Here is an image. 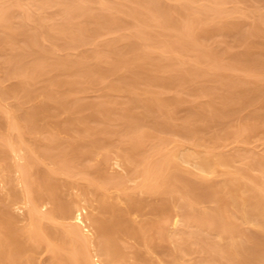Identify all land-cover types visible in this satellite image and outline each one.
Returning <instances> with one entry per match:
<instances>
[{
	"label": "bare ground",
	"instance_id": "1",
	"mask_svg": "<svg viewBox=\"0 0 264 264\" xmlns=\"http://www.w3.org/2000/svg\"><path fill=\"white\" fill-rule=\"evenodd\" d=\"M93 1L104 3L106 5L104 6L105 8H108V4L109 9L116 8L119 11L126 9V12L128 10V8L123 9L124 4L122 3L126 0H123L122 3H120V0L118 2L117 0H0V58L4 57L0 60V97L3 98L8 94H15L22 90L19 99L20 105L33 106L26 114L20 112L17 107L9 108L7 111L10 113V116L6 120L0 119V176L3 175L5 177L6 169L10 167V163L8 162L10 149L16 152L20 150L24 151L22 154L18 153L24 161L17 162V170H19L18 177L23 183V190L20 191L14 184H11L7 196L4 199L9 200L11 198L14 200L24 194L28 200V209L25 213V218L28 221L25 226L18 225L20 218L12 211L9 202L0 204V264H26L33 262V251L37 249V244H41L44 241L48 242L54 253L51 264H134L135 262L131 263L128 261L125 255L121 242V239L125 236H134L141 244L149 248L162 245L165 253L169 256L166 264H264V152L263 150L262 153L261 151H254V149V152L247 158L245 157L246 155L244 156L245 152L241 153L245 149L237 151V148V150L235 149L236 152H240L243 158L241 163L234 164V160L230 155H234L235 150L233 147H236L237 144H234V146L232 142H229L232 146L228 144L232 147L230 151L233 154L227 153L226 150L229 148H227V143L226 145L224 144V147L227 149L224 148L225 150H223L225 152H223L220 142L217 141L218 139L215 140L217 136H214L212 139L213 134L215 132L217 134V131H220L221 128L219 127V130L214 131L211 137L208 136L211 138L209 140L202 134L208 125H204L205 127H203L198 124V121L201 119V123L204 122L203 120L207 122L214 119L213 121L216 124L219 122H221L219 125L223 124V119L226 117L229 118L230 114L231 116L234 114L229 112L233 102L238 104L237 102L242 100V102L251 103L250 101L256 100L255 97L260 94L257 92L256 94L258 95L252 94L256 90V86H253L255 84L251 83L253 81L248 82L251 87L253 86V90L249 86V88H245L247 87L245 85L246 83L244 84L245 87L243 85L242 87L239 84L247 81L243 80V82L239 76L240 78H236L235 81L239 83L238 86L240 88L236 85L237 83L233 82L232 85L234 87L232 89L235 91L233 94L230 93L231 90L229 94L227 92H225L227 94L222 91L219 92L218 88L214 95L213 90H216L217 83L220 81L215 77L216 79H213V83L217 82L214 80H219L216 83L217 85H215L216 87L213 86V83L210 84L215 89L212 90L208 88V85H203L207 87L203 91L210 94L209 97L213 94L215 96L214 99L216 98L217 92V95H219L217 98H221V102H218L219 106L215 101L217 98L214 100L210 97L209 100L207 99V103L203 102V111L200 110L202 107L199 108L200 103V105H197L199 107H195L197 112H191L190 110L191 114L189 116L186 114L183 117L185 125L182 121L181 124L183 126L179 125L180 100H177L176 97L174 99L163 97L161 94H157L156 90H152L154 88L147 87L148 89L144 91L145 88L140 90L137 87L138 80H140L141 74L143 75V71H145H142V66L145 67H143L144 69L148 67H146L149 63H147V60H149L150 53H152L151 51H147V49H144V51L140 49H142L141 47L149 48L148 46L151 44V41L148 36L152 35L153 38L152 33L155 31L150 32L149 29H142V34L140 33L142 37L138 39L140 41L132 42L128 48L124 47L122 50L119 46L120 43L117 44L120 41V37L123 38L121 33L117 37L119 38L118 41L115 38L116 40L112 39V42L111 40H109L110 42L106 40V43H100L103 46L102 48L93 41L95 43L94 46L92 44L93 48L95 47L93 49L90 46L93 43L92 40H96L97 36H100L98 34L102 32L99 28L100 26H95L94 24L100 22L105 28L112 30V28L114 29V27L121 25L123 20H125L121 15L115 16L119 11L115 10V15H109L112 12L111 9L108 13L102 9L103 7L99 8V11L96 8L93 9V6L89 4V2L91 3ZM129 1L138 3L137 6H129L128 10L129 14H135L136 20L138 19L139 23L135 22L137 25L134 23L133 25H141L139 18L145 17L144 22L149 23L150 26L153 24L149 21L153 18L152 20L156 21L154 27L158 24V27L162 26L167 28L170 26L172 28L175 25L176 28H181L180 34L170 33L174 34V36L176 35L175 41L172 39L174 36L168 34L169 32L165 34V31L159 34V37L160 35H165V37H162V40L158 38L161 41L160 47L162 52H168L171 55L174 54V57L175 54H179V57L175 58L176 60L179 59V62L177 60L179 64L182 61L180 59L186 58V55L182 58L183 51L189 50L186 48L193 46H199L200 48V42L205 36L208 37L207 35L210 34L209 32L211 30L205 25L207 21L211 20V18L213 20L215 17H220L218 19H221L223 13L227 14L230 11H237V8H240L241 10H239L242 12L247 6V4L242 2L243 0H202L200 3L197 0H179L176 4H171L173 2H169L168 0ZM129 1L127 0L126 2ZM195 1L198 4H195ZM236 1L242 3L238 4V2L236 4ZM57 2L64 4V7L61 8L63 10L54 11L51 16H56L61 11L60 13L66 19L63 22L60 21V25L58 23L59 26H51L47 22V7ZM232 3L235 4L230 9L228 4ZM261 6L264 8L263 5ZM244 11L243 13H245ZM255 12L257 17L259 15L263 19L261 22L264 21V9L259 7L255 9ZM256 15H254V18H256ZM28 19H33L34 21L31 28L28 29L26 27L21 29L17 26L18 23L21 25L26 23L28 25ZM146 19H149V21ZM226 21L230 22V20L223 21V24L221 23L223 28L224 25L227 28L229 26V22ZM254 21L251 30H246L249 37L250 34H256L257 36L261 27L257 19ZM144 22H142V25L146 24ZM235 22L239 23L238 21ZM51 24L54 23L51 22ZM122 27L124 29L125 25L123 24ZM154 27H151V29L153 28L152 30H154ZM227 28L225 29L228 31L229 28ZM119 29L117 28V31ZM263 30L262 32L264 33ZM63 32L67 34L66 37L69 35V38L66 39L61 47L58 39L63 36ZM134 32L136 33L137 31ZM57 33L61 34L60 37ZM155 36L158 37L157 34ZM156 37L155 40L157 39ZM20 38L22 39L20 40ZM47 39L53 43V45L49 43V47L50 45L51 47L57 45V49L61 47L64 50L63 54L56 55L57 51H55V46L52 49L51 47L48 48V45L45 46L44 41ZM242 40L244 41V39ZM245 40L247 47L252 49L253 44L256 43L253 41L254 39L245 38ZM97 42L99 43V41ZM176 42L182 43V47L177 46L175 44ZM263 42L261 43L264 44ZM87 45L92 50L88 49L90 51H84L85 53L81 55L75 54V49L82 46L84 48ZM96 45L99 47L96 48ZM9 47L14 48L12 50V52L14 51L13 53L9 51ZM51 51L53 53L52 55H50ZM159 51L161 50L159 49ZM129 52H132L131 54L133 56ZM30 53H33V57ZM196 53V56L200 54L198 51ZM211 54L212 52L210 54L208 52V57H211ZM166 55L168 56V54H165L164 57ZM246 56H248L247 59L251 58L249 55ZM246 56H237L240 58L236 57L234 59V57L229 58L230 55L229 57L227 55L229 59L239 60V62H235L234 60L230 62L227 60L228 58L226 60L231 63L230 66L234 69L251 67V65L244 64L246 60L243 61L244 63L240 62V60H243L242 57ZM31 57L32 59H30ZM106 57L113 59L110 66H105L102 63V60ZM153 57L155 56L153 55ZM144 58L145 61L143 63H147L146 65L141 63L142 61H139V59L143 60ZM160 58L163 59L162 55ZM152 59L154 60V58ZM172 59H168L170 63ZM136 61L140 62L136 64L137 66L135 65L136 67L133 66L135 67L133 75L136 77L135 79L132 78L133 80L131 81L127 79V82V76L122 71V68L126 67L128 69ZM167 62L163 61V64ZM170 63H167L168 66ZM178 63L173 64L172 62L171 64L174 66ZM254 64L258 67L255 61L252 65L253 67ZM157 65L158 67L154 66V69L155 67L159 69L161 66L164 67V70L168 69L160 61ZM219 65L218 63H214V66L217 67L214 69H219ZM222 65L223 63H221V67ZM258 65H260L259 68L264 69L263 64L258 63ZM173 66L171 65L172 69ZM211 66L209 67L211 68ZM246 68L245 70H247ZM51 69L53 71L55 69L56 74L54 72L49 74L52 71ZM119 70H121V74H124L121 75ZM187 70L183 72V69L182 72L185 73L184 75L187 72H191L189 71L190 69ZM199 70L200 73H198ZM199 70H197V73L201 75V70L203 69ZM218 71L217 74L220 76ZM92 72H97L94 74L98 75L95 76ZM118 72L120 76L116 74ZM179 72L177 73L176 69L173 78H178L176 80L181 81L183 73L181 72V75H179ZM108 73L110 75L115 74L118 77V80H112V89H117L120 92L127 90L125 92L128 95L130 93L132 95L131 99H129L131 96H127L128 101L124 100L125 103H120L119 105H122V108L128 112H132L136 105L143 106L145 111L140 113L141 117H146L151 121L150 127L139 128V125L133 126L132 124L127 126L122 131L127 138H122L121 144L118 145L119 149L121 148V159L123 163L134 169L138 167L137 175H140L141 178H139L140 180L138 179L139 181L137 180L134 189L129 190V177L127 175L122 173L112 174L108 171L107 161L109 156L107 154L108 152H106L105 160L99 164L83 165V175L89 178L91 183L97 188L116 187L117 189H121L123 193L117 195L116 199L113 200L105 193L93 198L86 191H83V193L78 192L79 194L77 193L74 196L70 194L69 198L64 197L60 192L61 182L58 174L69 172L71 170L70 161L80 154L92 156L96 146L102 145L109 149L114 142L108 137L109 129L107 127L93 126L88 123L90 119H96L99 116V112L107 114L113 108L107 104V106L102 105L103 102L99 103V101L92 103L84 102L82 99L78 101V99L74 100L72 98L76 96L73 95L76 88L83 89L82 86L77 87V83L83 80L79 76L91 77L93 75L96 79L90 78L89 81L93 79V83L96 81L98 83L100 81L97 78L103 76L104 79V77L109 76ZM150 73L154 72L151 71ZM157 73L159 72L157 71ZM193 73L192 71L188 75L194 76ZM46 74L48 75V80L41 85L43 87L42 89H40L41 86L37 85L36 95L35 87L31 86L33 82L30 79L37 77L38 83L39 78ZM158 75L160 76V74ZM210 75L212 76V74ZM67 76L70 77L68 78ZM159 76L157 77V74L154 77L150 76V78L146 76L148 79L145 78V81H149L152 78V86L154 84L158 85L156 83L166 85L163 80L166 81L165 78L168 77L164 76L165 78L162 79ZM15 77L18 78V81ZM191 77L188 78L189 80H187V77L186 79L183 77L182 80L185 79L189 82ZM242 78L247 80L245 77ZM143 79L144 77H142ZM192 79L194 80V77ZM232 79L234 81V78ZM232 79L230 82H232ZM78 80L80 81L78 82ZM170 80H173L172 83H174L175 79L170 78ZM170 80L169 82L167 80L168 83L166 86L171 84ZM176 83L180 84V82ZM229 83L225 81L227 86ZM220 84L225 88L227 87L224 83ZM218 87L221 88V86ZM229 87H232L231 84L227 89ZM77 89L78 94L83 93V91L78 92L80 89ZM85 89L83 90L85 91ZM196 90L195 92H197ZM41 91H44V97L42 98L40 97ZM76 91L75 94H77ZM221 93L223 94L222 97L220 96ZM80 94L78 95L79 97L82 95ZM237 98L239 100L236 102ZM117 100L123 102V100L116 99L115 101L114 99L112 101H115V105L118 104ZM242 104L245 103L243 102ZM52 107L57 108L55 111L57 114H70V123L78 122L80 129H82L81 131L88 133L89 140L81 142L79 141L81 139H78L75 143L71 144L68 150L52 152L49 143L51 137L56 135V130L62 127L60 123L58 121H50L54 126L51 135L47 137H38L36 134L38 129L44 125L42 120H45L53 112L51 110ZM90 107L93 109V111L90 110L92 113L89 111L90 114L72 115L73 113L83 112ZM210 107H213V109L219 108L221 113L216 111L212 112V115H208L206 111L210 110ZM2 108L5 107L0 103V109ZM204 108H206V111H204ZM217 112L219 115L213 116V113L215 114ZM256 112L251 113L252 117L250 115H246L247 117L244 116L245 118L243 117V120L241 119L240 124L236 123L237 121L235 122L239 124V130H235V136L237 134L240 143L241 141H247L249 132L256 131L261 126V124L259 125L257 123V120H259L257 114H260V111L258 113ZM263 115L264 111L261 116ZM255 116L258 119H255ZM216 117L219 118V122L217 120L215 121ZM248 117L251 119L246 120ZM208 124L210 125V122ZM260 130H262L261 134H263V129ZM165 133H180L183 138L179 140L172 139ZM81 136L87 138L85 134ZM235 140L237 138H234ZM85 143H87L88 149H81ZM233 143H237V141ZM237 156L239 158L241 157L240 155ZM48 161L54 162L56 165L48 166ZM256 170H259V172ZM11 180L9 179V181ZM141 193L144 195H141ZM96 198L97 202L95 201ZM119 198H124L127 205L122 206ZM41 199H48L52 202V206L43 210L39 206ZM135 211L141 213L150 211L155 212L157 215L156 217H147L142 221H137L132 215ZM55 218H61L64 221L58 230L47 222ZM172 224L175 227H172ZM186 226L194 227V229L186 230ZM192 251H198L200 257L196 260L188 259L189 256H186ZM136 255L139 260L135 264H162L156 260H150L148 255L145 254V251L137 250ZM140 261L144 262L141 263Z\"/></svg>",
	"mask_w": 264,
	"mask_h": 264
},
{
	"label": "rangeland",
	"instance_id": "2",
	"mask_svg": "<svg viewBox=\"0 0 264 264\" xmlns=\"http://www.w3.org/2000/svg\"><path fill=\"white\" fill-rule=\"evenodd\" d=\"M118 1L119 0H117V2ZM122 1L123 0H120V3H122ZM126 1L122 3V4H124L123 5L124 6L123 9L128 8V10H129V6L130 7H133V6H137L138 5V3L135 2V1H131V2L129 0H128L129 2H126ZM168 1L169 2H173L171 4H176L177 2H179V0H168ZM197 1L200 3V1H202V0H197ZM197 1H195L194 3L195 4H198ZM238 2L239 1H236L235 3L237 4ZM242 2H244L248 6V8L246 6V8L242 10V12L240 11L241 10L240 8H239L240 10L237 8V11H235V10L234 11H230L227 14L226 13H223L224 15L223 14L221 15V19L223 18L222 20L221 19H218L220 17H218V18L215 17L217 19L214 18L212 20V18H211V20L207 21L205 25H207L206 27H208L211 30L209 32L210 34L207 35L208 37L205 36V38H204L205 41L203 39L200 42V44H201L200 45V48H199V46H197L198 48L196 46H193L194 48L193 47H190L191 49L190 48H186V49H189L191 51H189V50L188 51L187 50L186 51H183V56L182 55H180V56H182V58H183L186 55V58L185 59L183 58L184 61H183V59H180V61L182 60L181 61L182 63L180 62V64L178 63L179 62V59H177L178 62L175 59V58H178L179 57V54L178 55L175 54V57H174V54L171 55L168 52L167 53L162 52V49L160 47L161 41L158 40V38L162 40V37H165V35H163V36L160 35V37H159V34H161L160 32H163V31H165V34L167 32H169L168 34H170V33H175L176 35L177 34H180V32H181L180 29L181 28H178V27L176 28V26L174 25V26H172V28L169 26L170 28L169 27H167V28L165 27L166 28L165 29L162 26H159L158 27V24L155 25V27H154V24H155L156 21L152 20L153 18L150 19V21H149V19H146V20H148L149 22H151L153 24V25L150 26L149 23L147 24L146 22H144L145 21L144 20L145 17H144V18H139V21H141V25L139 24L140 25V29H139V25L136 26L137 24L135 23V22L139 23L138 22V19L136 20V15L135 14L133 15L132 13L129 14L128 13V10H127V12L125 11L126 9L119 11L116 8H112V9L110 8L112 12H111V14L109 13V15H115L116 14L115 10H116V11H119V12L115 16H117V15L120 16L121 15L125 19V20H123V23L121 25H119L117 27H114V29L112 28V30L111 29L109 30V29L105 28L104 25L102 23H100V22L99 23L97 22L98 24H94L93 23L95 26H97V25L100 26L99 28L102 30V32H100V34H98V35H100V36H97L98 40L96 38V40L94 39V40H92V42L95 41L97 45H100V43H106V40H107V42H110L109 40H111V42H112V39L116 40L115 38L119 37L120 36V33H121V35L123 36V38L122 37H120V39L117 38V41H118V39L120 40L117 44L120 43L119 46H120V48L122 50L124 47L128 48V46H130V44H132V42H138V41H140L138 39H140V37H142V35H140V33L142 34V32H141L142 29H146V30L149 29L150 32H154L155 31L154 33H152L153 34V38H152V35H149L148 36V37H150V41H151L150 43L152 45L150 44L148 46L149 48H143V47H141L143 50L140 49L141 51H144V49H147V51H149V52L151 51L152 53H150L151 55L148 58L150 61L147 60V63L149 62L148 64L145 63V62L143 63V61H145V58L143 60L142 59L141 60L139 59V61H142L141 63H143L144 65L147 64L146 67L148 66L149 69H147L148 67L146 69H144L145 67L142 66V71L145 70V71H143L145 74L144 73H143V75L141 74V76H140L141 78H140V80H138L137 87L140 88V90L141 89L143 90L145 88L144 91L146 89H148L147 87H149L151 89L154 88L152 90H156V93L157 94L158 93L161 94V96H163V97H168V99H174L176 97L177 100H180L181 103L179 104V107L180 108H179V120H178L180 123L179 122L178 123H179V125H182V126H183V124H181V123L182 122L184 123V120H183L184 118L183 117L186 114L189 116L191 114L190 113V110H191V112L192 111L193 112H197L196 108L199 107L197 105H200V103H201V105L199 107V108H201L203 102L207 103L206 101H208L210 99V97H211V99H214V97H215L214 96L215 95V91H217L218 88H219V92L222 91L224 93L227 92L229 94V91L231 90L230 93L233 94V92H235V91H233V89H232L234 87V85H232V83L233 82L237 83L236 84L237 86L239 84L237 81H235L236 78H240L241 77L240 79L242 81L243 80L244 81H247V82H244L243 81L244 83L243 84H239L240 86H242V85L244 86V84L246 83L245 85L247 87H245V86L244 87L245 88H249L250 87L252 90L254 89L253 86H256V90L252 93L254 95L256 94V92L258 94H260V95L256 94V95H258V96H256L257 98L254 96L256 100L250 101L251 103H249V102L247 103V102L243 101L245 104H242L243 102H242L241 99H243V98H241L240 99L241 101H239V102H237V101L239 100L240 97L237 98L236 99V102L238 104H235V102H233L232 103L233 105L231 104L232 106L229 109V112H232L234 114H232V116L230 114V117L229 118L228 117L225 118V116H224L225 119H223V121L225 122V124L222 121V123L224 125L223 124L219 125V123H221V122H219V120H218L219 118H217V117L215 118V121L217 120V122H219L217 124H216V122L213 121L214 119H212L210 121H207L208 123L210 122V125L207 122H205V120H203L204 121L203 123H201L202 122V119L198 121L199 122L198 124L199 125H202L203 127H205L206 125H208V126L205 127L204 132L202 134L204 135V137H207L209 140H211V138H209V137H211V135L213 134V132L219 130L218 129L219 127L221 128L220 131H217L218 132L217 134H216V132L213 134L212 139H213L214 136H217L215 138V140L218 139L217 141L220 142V144L222 146L221 147L222 151L225 152L224 151L225 150L224 148H226V147H224V144L226 145V143H227V145H228V144H230L229 142H232L233 146H234V144H237V146H238V144L240 143L239 137L237 136V134H236L237 137L235 136V133H236L235 130L236 129H237L236 131L239 130V124L241 122V119L244 116H246V115H248V116L250 115L252 117L251 113H253L254 111L255 112L257 111L256 113H258L260 111V114H257L259 116V120H257L258 121L257 123H259V125L261 124V126L256 131L255 130L254 131H251L252 133L249 132L248 138H247V141H249V142L245 141V142H247V143H245L244 141H241L242 145L240 143L238 147L236 145H235L236 147H233L234 150L235 149L237 150V148H238L237 151H239L241 149H245V151H243L241 153H244L245 152L244 153V156L246 155L245 157L248 158V156L251 155L254 151H259V152L261 151V153H262V150H263V152H264V136H263L264 133L261 134L262 133V130H260V129H263V132H264V115L261 116L263 114V111H264V69L263 68H259L260 65H258V63H260V64H263V66H264V59H263L264 58V55H263L264 54V50H263L264 44L261 43L264 40V33L262 32L263 27H264V21L261 22V20H263V19L259 15L257 17V15H256L257 12H255V9L256 8H259L260 7L261 9H264L261 6V5H263V7H264V0H247V1L243 0ZM242 2H239L238 4H241ZM120 3H118V5ZM235 3L228 4L230 6L229 8L231 9L232 8V5L234 6ZM89 4H91L93 6V9H95V8L98 9L97 11H99V8H102L103 7L102 9L105 10L107 13L110 12L109 5L108 4H107L108 8H105L104 6H106V5H104V3L100 2V1H97V2L96 1H93L91 3L89 2ZM128 4H130V5H128ZM253 4L255 5V7H254ZM63 5L64 4L57 2V3H54V4L49 5L47 7V12H46V17L48 19L47 22L51 26L52 25L53 26H55V25L56 26H59L60 23L63 22L64 19H66L65 16L60 13L61 11L56 16H51V15H53L52 13L54 11L57 12V10H63V9H61V8L64 7ZM120 6H121V4H120ZM102 9H100V10H102ZM244 10H246V11H244ZM105 11H103V12H105ZM243 11L245 13H243ZM254 15H256V18H254ZM146 18H148V17H146ZM255 19H257V22L259 21L258 23H259V25L261 27L259 26L260 27V30L258 31V33L259 32H261V33H259V34L257 33V36H256V34H250V37H249V35H247L246 30L247 29L251 30L252 24L255 22L254 21ZM225 20H230V22L229 21H226V22H229V24H228L229 26H230V24H232L233 26L231 25L230 28L228 26V28H229L228 29L224 25V28H223V25H222L223 23L222 22L225 21ZM235 21H238L239 23H237ZM27 22H28V25L26 23H25L26 25L25 24L24 25H21V24L18 23L17 26L19 28H21V29H24L26 27L29 29V28H31V25H33L34 21H33V19H28ZM51 22H53L54 24H51ZM142 22H144L146 24L142 25ZM58 23H59V25H58ZM133 23L136 24V25H133ZM29 24H30V26H29ZM123 24L125 25L124 29L122 27ZM236 25H238V26L236 28H233ZM151 27H154V30H152L153 28L151 29ZM160 27H161V29L162 28H164V29L161 30V29H159ZM117 28H120V29L117 31ZM225 28H227L228 31ZM222 29H224V30L223 31H220ZM157 30H160V31H157ZM249 30H248V34H249ZM134 31H137V32L135 33ZM57 34L60 37V35L62 34V32H61V34H59V33H57ZM130 34L133 35V37H131ZM156 34H157L158 37L155 36ZM66 35L67 34L65 32H63V36L58 39V42L61 44V47L63 46V43L66 41V39L69 38V35L67 37H66ZM129 35H130V37H128ZM170 35L174 36V34H170ZM242 35H244V36H242ZM260 35H262V36H260ZM175 36H174V38H172L174 41L176 39ZM252 36H254V37L252 38ZM155 37L157 38L156 40H155ZM241 37H243V38H241ZM22 38H20V40ZM130 38H131V40H129ZM135 38H136V40H135ZM151 38L154 39V40L152 41ZM245 38H247V39L250 38L251 40L254 39L253 41L256 42V43H254L252 41V43H254L253 46H252V49H249L247 47L246 42H245L246 41ZM242 39H244V41ZM97 41H99V43ZM176 41H178V40H176ZM242 41L245 44L241 43ZM44 42H45L44 45L46 44L45 46H47L49 43L51 45H53V43L51 42V40H48L47 39ZM121 42H123V43H121ZM202 42H203V44H202ZM179 43L180 42H178V43L176 42L175 44L177 46H181L182 47V45H181L182 43H180V44ZM92 44L94 46L95 43L93 42V43L90 44L91 48H93ZM51 45H50V47H51ZM97 45H96V48L99 47ZM153 45H154V47H153ZM197 45H199V44H197ZM260 45H261V47H260ZM54 46H55V51H57V53L55 52L56 55L63 54V51L64 50L61 47H58V49H57V45H54ZM54 46H52V47H54ZM47 47L50 48L49 45ZM52 47H51V49H52ZM102 47L103 46L100 45V48H102ZM91 48L88 45L87 46H84V48L82 46V47H78L77 49H75L74 52H75L76 55H81V54H83V53H85L87 51L92 50ZM8 49H9V51H11V53L14 52V51L12 52V50L14 48L12 49V48L9 47ZM59 49L60 50L62 49V50L60 51ZM88 49H90V50H88ZM159 49L161 51H159ZM199 49H201V50H199ZM182 50H185V49H182ZM196 51H198V53H200V54H198V56H196L197 55ZM208 52H209V54H210V52H212L211 57H208ZM131 53L132 52H129L130 55H132ZM52 54L53 53L51 51L50 55H52ZM165 54H168V56L166 55V57H164ZM30 55H32V57H33V53H30ZM153 55L155 57L158 56L159 57V60H158V57L155 58V57H153ZM161 55H162L163 59L166 58L169 63H170V61L168 59L174 58L176 60V62H175L174 59H172L171 61L173 62V64L178 63L179 66H178V64H176V65L173 66V64H171L172 62L168 66V64H167L168 62L165 61L166 59L163 60V59L160 58ZM227 55H228V57L230 55L229 58H231V57L233 58L234 57V59H236L237 56H240L241 57V56L249 55V56H251V58L247 59L248 56L242 57L243 60H240V62L244 63L243 61L246 60L244 64L249 65V66L251 65V67H247V68L244 67L242 69H240V68L239 69H234L232 66H230L231 63L227 62V60L230 61V62H232L234 59H232V60L229 59L227 57ZM35 56H36V54H35ZM151 56H152V58H154V60L151 58ZM32 57L30 59H32ZM198 57H199V59H198ZM240 57H237V58H240ZM3 58L1 57L0 60H2ZM206 58H207V60H205ZM6 59H8V58H6ZM155 59H156V61H155ZM200 59H202V60H200ZM220 59H222V60L220 61ZM151 60H153L155 62H153ZM215 60H217V61H215ZM253 60L255 61V63H257V66H258V67H256L255 64H254V67H256V69H254V67L252 66L253 63H254ZM139 61H136V63H134V65L132 64V67L130 66V68H128V69L126 67H124L126 69L122 68V71L127 76L126 77V81L127 82H128V80L129 81L133 80L132 78L135 79L136 76L133 75L134 74V68L137 66L136 65L137 63H140ZM159 61L161 62V64L163 66L166 65L165 68L168 67V69H165L164 70V67H162V66L160 67L162 71L160 70V68L158 69L157 68L158 67L157 63ZM163 61L164 62H167V63L166 64L165 63L163 64ZM201 61H203V62H201ZM234 61L235 62H239V60L238 61L234 60ZM112 62H113V59L110 58V57H106L105 59L102 60V63L105 66H110L112 64ZM207 62H208V65H207ZM226 62H227V64H226ZM205 63H206V65H205ZM214 63L220 64L219 67H218L219 69H216V70L214 69V68H217L216 66H214ZM221 63H223V65H225V66L223 67V65H222V67H221ZM171 65L173 66V69L171 68ZM211 65H213V66H211ZM133 66H135V67H133ZM154 66H157V67H155V69H154ZM209 66H211V68ZM220 67H221V69H220ZM152 68H153V70H152ZM169 68H171V69H169ZM196 68H198L197 70H199V69H203L204 70V71L201 70L202 71V74L201 75L198 74V73H200V70L197 73ZM245 68L247 70H245ZM248 68H249V70H248ZM176 69H177V73L179 71L182 72L183 69H184L183 72H186V71H188L187 69H190L189 71H191V72H187L186 75H188V73L191 74L192 71H193L194 72L193 73L194 76L193 75H190V74H189L190 76L189 75L188 76L189 77H191V76L194 77V80L193 79L191 80V78H192L191 77L190 78V81H192L191 83H190V81L189 82L186 81L185 80L186 77H187V80H189L188 79L189 77L186 76V75H184L185 73H183V72H182L183 73V76L181 77V81L180 80H176L178 78H173V76H175L174 75L175 74L174 72H176ZM211 69H213V70H211ZM218 70H220V71H218ZM119 71H120V74H121V70H119ZM151 71L154 72V73H150ZM157 71L159 73H157ZM217 71L220 74V76L217 74ZM53 72H54V74H56L55 73L56 72L55 69H54V71L52 70L49 74H51ZM181 72H179V75H181ZM221 72H222V74H221ZM94 73H97V72H94ZM94 73H93V75H95ZM124 73H122L121 75H123ZM47 74L44 75V76H42V77H40L39 80H38V83H37V77L34 78V79H30L33 82V84L31 86L32 87H35L36 95H37V85L41 86L42 84L46 83V81L48 80V75ZM116 74H118L120 76L119 72L116 73ZM156 74H157V77L159 76L158 74H160L159 78H162V79H164L165 77H168V78H165L166 81L163 80L166 85L169 82L170 78L175 79L176 81L174 80V83H172L173 80H170V83L171 84L168 85V86L162 85V84L156 83V82L155 83L158 84V85H155L153 83L154 86H152V83H151V79L152 78L149 81H145L146 76H148L150 78V76L154 77V75L156 76ZM210 74H212V76ZM96 75H98V74H96ZM221 75H223V76H221ZM92 76L91 77H84V75L83 76H79L83 80L82 81L78 80V82L80 81V83H77L78 84L77 87L82 86L83 89H85V88L86 89L84 91L83 89L78 88V89H80V91H79L76 88L78 90V92H82L83 91V93H81L82 95L79 93L81 95L79 97L78 96L79 94L77 93V91L75 89V91H76V93L78 95L75 94V91L74 92L72 91L74 93L73 95H76V96L72 97L73 96L72 95L70 97L74 98V100H77L78 99V101L79 100L81 101V99H82V100H84V102H92V103L97 102V101H99V103L103 102L102 105H106L107 104V105H109L110 107L113 108L107 114H104L103 112H99V116L96 119H90L88 123L90 125H93V126L98 125L100 127H107L109 129L108 137H109L110 140H112L114 142H113V144L111 145V147L109 149H107L106 147H104L102 145L96 146L94 148V154H92V156L91 155L80 154L78 157L72 159L70 161L71 170L69 172H62V173H59L58 174L59 180L61 182L60 192L62 193V195L64 197H67V198L70 197L69 196L70 194H71V196H72V194L74 196V195H77L78 192L79 193H83V191L89 192V196H92L93 198L94 197H97V195L99 197L101 194L105 193L111 200H113V199H116L117 195L122 194L123 191L121 189H117L116 187H111V188H97L93 183H91V180L89 178L84 177L83 171H82L83 165H85V164H96V163L99 164L101 161L105 160V153L108 152L107 153L108 156H109V159L107 161V169H108V171L110 173H112V174H118V173L121 174L122 173L124 175H127V177H129V179H128L129 190H133L134 189V185L137 183V180L139 178H141L140 175H137V173H138L137 170L139 168L137 167V168L134 169L133 167H130L129 165H125L123 163V161L121 159V148L119 149L118 145L121 144V139L122 138L123 139H126L127 138V136L124 135V133L122 132L123 129L125 130L127 126H129L130 124H132L133 126L139 125V128L148 127L150 125L151 121L148 118H146V117H143V116L141 117V114L140 113H143V111H145V108L143 106L136 105L134 107V110H132V112H128L124 108H122V105H119L120 103H125L124 100L128 101L127 98L130 97V96L131 97L129 99H131L132 98V95H131V93H130V95H128L125 92L127 90H125L124 91L125 93H124L122 90H121L122 92H120L117 89H112L111 88V84L113 82L112 80H114V81L118 80L117 79L118 77L115 76V74H111V75L109 74V76L104 77V79H103V76L100 77V78L98 77L97 80L100 81L98 83H96L97 81L96 82L94 81L95 83H93L92 80L93 79H96V78L94 76L93 77ZM176 76L178 77L177 74H176ZM71 77H73V76H71ZM142 77H144V79H143L144 81L142 80ZM148 77L146 79H148ZM183 77H185V79L182 80ZM215 77L220 80V81L219 80H214V81H217V82L219 81L218 83L217 82L213 83V79H216ZM242 77L247 78V80H245ZM90 78H93V79L89 81ZM232 78H234V81H233ZM13 79H12V81H14L15 79H17V81H18V78H16V77H15L14 80ZM179 79H180V77H179ZM231 79H232V82H230ZM240 79H238V80H240ZM167 80H168V82H167ZM241 80H240V82H241ZM248 80H250V81H248ZM221 81H223V82H221ZM225 81H226V83H229L230 82L228 84V86L231 84L232 87H229V89H227L228 86L225 84ZM251 81H253V82H251ZM147 82L151 84V87H150V84H148ZM175 82H180V84H182V85H180L179 83H176L175 84ZM186 82H188V83H186ZM248 82H251V83H253L255 85H253L251 87ZM212 83H213V86L214 87H216L215 85L218 84L217 87H216V90H213L215 88L213 86H210V84H212ZM220 83H224V85H226L227 87L225 88ZM75 85H76V83H75ZM108 85H109V87H108ZM203 85H208L209 86L208 88L213 90L214 95L211 94V96L209 97L210 94H207V93H205L203 91L204 88H207V87H204ZM218 86H221L222 89L220 87H218ZM240 86H238V87L240 88ZM42 88L43 87L41 86L40 89H42ZM196 89H199V90H196ZM195 90L197 92H195ZM21 91H19L18 93H15V94H8V95H6V97H3V98L0 97V103H2L4 105V107H5V108L0 109V119L1 120H6L10 116V113L7 111V109H9V108H16L17 107L18 110L20 112H22L23 114H26L28 112V110H31L33 108L32 105H25V104L20 105L19 99L21 97ZM240 91H241V89H240ZM227 93H225V94H227ZM145 94H148V93H145ZM218 94H220V93H218ZM212 95H213V98H212ZM222 95L223 94L221 93L220 96L222 97ZM146 96H148V95H146ZM218 96L219 95H217V92H216V98ZM40 97L41 98L44 97V91L43 92L42 91L40 92ZM252 98H253V95H252ZM114 99H115V101H116V99L123 100V102H120V101L117 100L118 101V104L115 105L116 104V103L114 104L115 101H112ZM215 101L218 104V102H221V98H217V100H215ZM240 102H242V103L240 104ZM218 106H219V104H218ZM56 109L57 108L52 107L51 110H53V112H51V114L48 115L45 120H42V123H44V125L41 126L38 129L37 133H36L38 137H42V138L47 137V136L51 135L52 130H53L52 128H53L54 125L51 122L58 121L60 123V125L62 127L59 128L58 130H56V135L54 137H51L50 136L51 137V140H50V143L49 144L51 146V151L52 152H59V151L68 150V148L71 146V144L75 143L78 139H81V140H79L81 142H86V141L89 140L88 139V136H87L88 133H85V132H82L81 131L82 129H80V127H79L80 124L78 122H76V123H70V120H69V117H71L70 114H68V113L57 114V113H55ZM202 109H203V107L200 110L203 111ZM90 110L93 111L92 107H90L89 109H87V110H85L83 112H77L75 114L73 113L72 115H85V114H90V112H91ZM204 111H206V108H204ZM216 111H218L219 113H221L219 111V108L213 109V107L212 108L210 107V110L206 111V113L208 115H212V112H216ZM218 112L215 113V114L213 113V116L219 115ZM256 113H254V115H256ZM262 117H263V119H262ZM253 118H252V120H253ZM247 119L250 120L251 118L248 117V118H246V120ZM255 119H258V117H256ZM254 121H256V120H254ZM176 122H177V120H176ZM235 122L236 123H239V124H236ZM184 125H185V123H184ZM237 125H238V128H237ZM258 131H261V132H258ZM115 132H117V133H115ZM83 134H85L87 136V138L85 136L82 137L81 135H83ZM165 134H167V136L169 138H172V139L179 140V139H182L183 138L180 133H178V134L177 133L176 134L175 133H165ZM218 134H220V135H218ZM234 138H237V140L234 141ZM236 141H237V143H233V142H236ZM86 144L87 143L83 144L82 147H81V149H84V150L88 149V145H86ZM232 144H230V145L232 146ZM230 145L227 146V148L229 147L228 148L229 150L226 148L227 149L226 151H227V153H232L233 154V152L230 151V149L232 148V147H230ZM240 146H242V147H240ZM244 146H245V148H244ZM236 150L234 151L235 152L234 155H230V157H232L233 160H234L233 161L234 164L235 163L236 164L241 163L242 162L241 160L243 158V156H241L242 154L240 152H236ZM23 152H24L23 150H20L19 152H16L15 150L10 149L9 158H8V162L10 163V167L8 169H6L7 171H6L5 177H3V175L0 176V204L2 205V204H5V203L9 202L12 211L14 213H16L19 216V218H20L18 220V225L19 226H25L27 224V221H28L25 218V215H26L25 213H26V210L28 209V200H27L26 196L24 194H22L20 197L15 198L14 200H12L11 198L9 200H5L4 198L7 196V192H8L9 186L11 184H14L20 191L23 190V183L20 181V179L18 177L19 170H17V162L18 161H24V159H22L18 155V153L22 154ZM237 155H240L241 157L239 158ZM235 156H237V157H235ZM48 162H49L48 166H54V165H56L54 162H51V161H48ZM256 171L259 172V170H256ZM8 178L9 179H12V180L9 181ZM141 195H144V194L141 193ZM96 200H97V198L95 199V201ZM119 201H120V203H121L122 206H126L127 205V203L125 202V199L124 198L123 199L122 198H119ZM39 206L43 210H46V209H48V208H50L52 206V202L49 201L48 199H41L40 202H39ZM132 215L137 219V221H142L144 218H147V217H156L157 214L155 212H150V211L149 212H146V213H141V212L135 211V212L132 213ZM47 222H49V224L53 228H55V229L58 230V228H60V226H62L61 223L64 222V221L61 218H55V219L49 220ZM171 226L172 227H175L173 224ZM185 228H186V230L194 229V227L191 228V227H188V226H186ZM61 229H62V227H61ZM121 242H122V245H123V248H124V251H125L126 258L131 263L132 262H135L136 263V261L139 260L137 258V255H136L137 254V250L145 251V254L148 255V257L150 258V260H156V261H158V262H160L162 264H166L167 259L169 258V256L165 253L164 248H163L162 245H158L156 247L149 248L146 245L141 244L138 241V239L136 237H134V236H125V237H123L121 239ZM53 254H54L53 253V250L50 248L48 242L47 241H44L41 244H37V249L35 251H33V255H32L34 257L33 262H31V263L28 262L26 264H51L52 263V259H53ZM186 255H187V253H186ZM186 257H188V259H190V260H196L197 258L200 257V253H198V251H194V252L192 251ZM140 262L142 263L144 261H140Z\"/></svg>",
	"mask_w": 264,
	"mask_h": 264
}]
</instances>
